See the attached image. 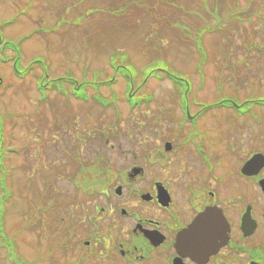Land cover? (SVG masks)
Wrapping results in <instances>:
<instances>
[{"label":"rangeland","instance_id":"1","mask_svg":"<svg viewBox=\"0 0 264 264\" xmlns=\"http://www.w3.org/2000/svg\"><path fill=\"white\" fill-rule=\"evenodd\" d=\"M196 1L0 0V43L4 44L0 47V143L3 148L17 151L5 153L10 162L7 160L4 166L12 168V173L5 179L7 199L1 204L0 219L2 235L7 239L11 236L13 250L22 262L62 264L63 257L69 255L64 241L76 240L75 212L68 203L85 202L81 192H74L76 170L85 164L83 160H94V148L87 142V152L78 156L77 131L94 143L93 138L97 142L104 138L105 126H141L143 113L152 117L157 126H170V116L177 113V101L170 92L172 84L166 76L148 84L145 91L159 93L155 96L159 103L141 111L128 109L124 99L127 79L119 74L115 85L100 88V95L93 92L98 88L87 86V95L108 100L105 115L97 113L100 111L93 105L62 95L60 92L70 85L63 84L61 77L74 75L79 82L76 85L84 90L82 79L89 84L103 81L106 75L115 77L113 70L117 65L130 67L125 68L135 77V84L150 66L167 65L171 71L189 78L195 102H208L213 95L223 93L231 96L230 108L250 100L251 72L255 67L261 68L260 62L251 59L257 54L253 47L264 49V0H254L248 8L249 0H208L210 10L218 8L213 10L215 19ZM245 9L252 19L248 14V20L240 27V16L237 22L232 11ZM203 17H208L211 26L208 24L207 28L212 32L202 30L194 42L200 48L203 38L205 51L201 59L190 45L188 34L200 29ZM220 18L222 21L218 22L216 19ZM177 21L186 27L184 32L182 26L173 27ZM216 21L221 30L214 27ZM237 44L242 46L236 50ZM12 63L19 66L15 68ZM20 70L26 71L23 79L17 75ZM56 78L59 82H53ZM45 79L50 81L45 86L55 87L56 91H47L42 100L35 91V82L41 80L45 84ZM253 106L245 105L248 120L254 126L264 125V112ZM153 108L158 116H153ZM198 109L199 106L194 112ZM200 117L199 126L200 122L202 126H236L244 120L226 109ZM85 126L88 127L82 129ZM142 126L153 125L143 122ZM70 156L73 159L66 161ZM77 156L79 162L74 161ZM102 156L104 159L103 153ZM39 177L49 182L46 189L51 185V190L42 189ZM3 180L1 176L0 187ZM53 191L55 195H51ZM2 196L0 193V200ZM68 250L73 251L69 243ZM6 257L0 247V264H14Z\"/></svg>","mask_w":264,"mask_h":264},{"label":"flooded vegetation","instance_id":"2","mask_svg":"<svg viewBox=\"0 0 264 264\" xmlns=\"http://www.w3.org/2000/svg\"><path fill=\"white\" fill-rule=\"evenodd\" d=\"M253 61L239 112H264V51ZM105 127L94 143L77 131L78 156L94 148L78 181L100 203L75 205L62 264H264V126Z\"/></svg>","mask_w":264,"mask_h":264}]
</instances>
